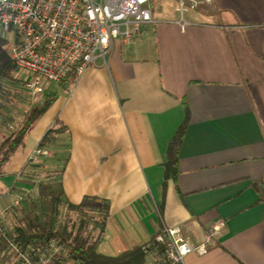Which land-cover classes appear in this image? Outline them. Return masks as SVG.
<instances>
[{
  "label": "crops",
  "instance_id": "1",
  "mask_svg": "<svg viewBox=\"0 0 264 264\" xmlns=\"http://www.w3.org/2000/svg\"><path fill=\"white\" fill-rule=\"evenodd\" d=\"M160 3L134 39L113 41L105 61L59 92L26 155L58 117L66 132L48 167L61 169L71 203L108 202L97 244L105 255L147 243L165 226H180L198 246L219 223L206 251L189 253L186 264H264V0H199L182 11ZM186 110L177 181L164 182L167 143ZM13 157L9 173L25 165ZM23 181L6 190L7 205L30 192L33 180ZM10 246L0 242V264H13L1 260ZM144 264L155 263L147 256Z\"/></svg>",
  "mask_w": 264,
  "mask_h": 264
},
{
  "label": "built area",
  "instance_id": "2",
  "mask_svg": "<svg viewBox=\"0 0 264 264\" xmlns=\"http://www.w3.org/2000/svg\"><path fill=\"white\" fill-rule=\"evenodd\" d=\"M180 11L194 9L199 0H177ZM152 21L151 0H0V32L12 39L9 54L30 100L43 96V80L67 83L71 92L85 68L105 54L116 38L134 39L142 23ZM103 37L105 41L103 42ZM49 155L36 147L29 158ZM20 199L12 204L18 205ZM221 224L206 229L204 240L194 246L180 226H165L146 248L155 264H186L191 252L203 253ZM12 248L18 246L11 242ZM23 263L32 264L21 253ZM41 257L37 264H44Z\"/></svg>",
  "mask_w": 264,
  "mask_h": 264
},
{
  "label": "trees",
  "instance_id": "3",
  "mask_svg": "<svg viewBox=\"0 0 264 264\" xmlns=\"http://www.w3.org/2000/svg\"><path fill=\"white\" fill-rule=\"evenodd\" d=\"M153 8H161L160 0H151ZM16 66L12 62L9 54V41L0 32V100L10 93L7 83L18 80L15 78ZM62 90H66L67 83L65 80L58 82ZM60 90H49L42 101L31 104L26 110L23 119L16 123L13 122L11 130L0 139V175L4 172L5 163L10 161L15 150L23 144L24 138L30 127L50 108L57 99ZM188 123V112L172 137L167 143V161L165 162L164 182L168 178L177 181L178 175V149L184 135L186 125ZM66 132V126L56 117L54 123L49 127L40 140L37 147L41 149L52 150L57 138L60 134ZM46 157L37 154L36 158H29L27 164L31 161L29 169L25 172V177H35V170L41 169L44 164L37 158ZM40 160V159H39ZM47 168V167H46ZM48 169V168H47ZM52 171L51 177H58L61 169L47 170ZM56 171V172H55ZM23 173L21 171L20 175ZM34 182V181H33ZM59 181H56V183ZM259 194H263L261 184H255ZM60 188V187H59ZM52 201L58 208L64 204L66 210L74 213L77 217L75 226L69 225L67 221L49 222V223H33L28 227H16L10 239L7 241L15 243L18 251L9 252L1 260L3 262L11 259L13 264L23 263L20 254L29 255L32 264H37L39 259L43 257L44 264H144L147 258L146 248L153 244L154 237L147 243L132 246L116 255H105L97 251L99 236L104 228L105 220L109 213L108 202L99 203L94 197H84L79 203H71L65 198L62 189L60 195H52ZM55 207V209H56ZM94 216V217H93ZM59 221V220H58ZM89 223H92L91 226ZM11 247V246H10ZM58 248L57 253L51 250ZM29 264V263H28Z\"/></svg>",
  "mask_w": 264,
  "mask_h": 264
},
{
  "label": "rangeland",
  "instance_id": "4",
  "mask_svg": "<svg viewBox=\"0 0 264 264\" xmlns=\"http://www.w3.org/2000/svg\"><path fill=\"white\" fill-rule=\"evenodd\" d=\"M172 3L175 5V7L179 5L177 0H172ZM159 16H162V14L159 13ZM168 17H172V16H168ZM118 39L119 38H116L114 39V41ZM11 41L12 39H10L9 45L12 43ZM104 41L105 38L103 37V42ZM14 76L15 78H18V73L16 72ZM6 85L7 88H9L10 93L6 94V96H3L4 98H1L0 100V129H2L0 132V139L3 135L8 134L10 132L9 130H11V128L13 127L12 126L13 122H18V120L24 116L25 111L28 109V107L31 104H33V101L30 100L31 98L27 94L20 80L19 81L13 80L7 83ZM42 86L44 87L43 96L49 90H52L57 87L58 90H60L61 94L63 91L59 83L50 80H43ZM24 104H26L27 107H24ZM1 124H3V127H1ZM35 126L36 125L34 123L30 127L28 133L24 138L23 144L20 145L12 155V157L13 156L17 157L18 155L22 157V162L20 164L22 165L23 163H25L23 168L22 169L18 168L17 169L18 171L9 173L6 170V168L7 167L9 168L10 166L9 165L10 161H8L7 163H5L3 167V170L6 172H3L0 175V242L1 244L3 241L10 239L9 236L12 235L14 228L18 226L26 228L30 224L37 222L45 224L52 221L56 223L67 221L69 225H73L74 227L77 222V217L75 216V214L72 212L69 213L66 210L64 204L59 205L57 208L55 203L52 201V195L59 196L61 190L60 182H59L60 185H58V182L56 183L58 178L51 177L50 173L52 171H47V170L54 171V169H51L48 166H50L51 163L50 160L54 159L55 156L57 155L55 153L56 151L53 152V154L50 156L47 155L46 157L43 158L38 157L37 160H32L35 162L40 161L44 164V166L41 169L35 170V177L33 179L34 184H32L31 187L32 189H29L30 192H26L27 191L26 189L19 191L22 193L19 194L22 197V199L20 200L18 205H14L12 203L10 205H7L9 200L13 199V197L11 196V194H7L6 190L9 187H14V189H16V187H18L20 183L24 182L23 180L26 175L25 172L29 169V166L31 165V161L28 164H26V162L29 161V157L31 155L30 153L32 152H30L28 155L26 154L28 153V151L31 150L33 146H35L34 143H36V141H33L31 138L33 135L31 132L35 130ZM12 157L10 158V160L12 159ZM21 171H23V173L20 175ZM5 212L8 213L6 214L5 217H3ZM91 224L92 223H89L90 226Z\"/></svg>",
  "mask_w": 264,
  "mask_h": 264
}]
</instances>
